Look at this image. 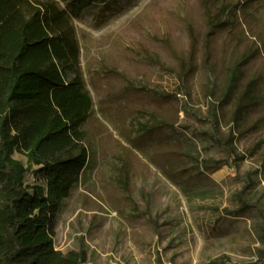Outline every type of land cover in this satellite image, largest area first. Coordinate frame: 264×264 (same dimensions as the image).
I'll return each mask as SVG.
<instances>
[{
    "label": "rangeland",
    "instance_id": "374dc122",
    "mask_svg": "<svg viewBox=\"0 0 264 264\" xmlns=\"http://www.w3.org/2000/svg\"><path fill=\"white\" fill-rule=\"evenodd\" d=\"M72 24L94 112L55 248L86 264L262 258L264 0H108Z\"/></svg>",
    "mask_w": 264,
    "mask_h": 264
},
{
    "label": "trees",
    "instance_id": "16d2710c",
    "mask_svg": "<svg viewBox=\"0 0 264 264\" xmlns=\"http://www.w3.org/2000/svg\"><path fill=\"white\" fill-rule=\"evenodd\" d=\"M107 2L0 0V264L89 260L84 249L58 250L54 237L63 202L90 162L85 125L93 98L72 21ZM30 172L44 184L28 186ZM201 264H264V256Z\"/></svg>",
    "mask_w": 264,
    "mask_h": 264
},
{
    "label": "crops",
    "instance_id": "0c3cea01",
    "mask_svg": "<svg viewBox=\"0 0 264 264\" xmlns=\"http://www.w3.org/2000/svg\"><path fill=\"white\" fill-rule=\"evenodd\" d=\"M249 260H256V258H254V259H249ZM249 260H248V261H249Z\"/></svg>",
    "mask_w": 264,
    "mask_h": 264
}]
</instances>
